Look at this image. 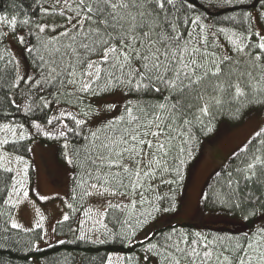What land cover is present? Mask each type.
Segmentation results:
<instances>
[{
  "label": "trees",
  "instance_id": "trees-1",
  "mask_svg": "<svg viewBox=\"0 0 264 264\" xmlns=\"http://www.w3.org/2000/svg\"><path fill=\"white\" fill-rule=\"evenodd\" d=\"M185 3L194 7L181 5V12L192 20L200 17L209 43L206 51L215 53L217 61L223 56L248 59L245 53L254 56L260 51L249 46L264 42L255 35L259 32L264 36V0H243V3L240 0H185ZM53 7L55 13H52ZM60 8L61 5H54L53 0H0V17L15 18L12 31H18L21 36L23 32L22 54L27 69L25 79L30 70L33 76L38 77L37 63L40 55L44 54L42 45L48 44L57 37V33L63 31L61 25H65L66 20L56 14ZM43 9H49V14ZM246 16L252 19H245ZM255 19L258 20V30ZM24 20L28 23H23ZM40 25L47 26L43 32L39 30ZM193 27L200 32V26ZM5 29L4 23H0V57L3 58L0 60V65H3V73L0 74V121L15 125L19 134L1 145L6 153V161L0 165V264H33L34 259L41 260V264H142L150 259L155 264H174L179 253L173 255V248L177 243L186 248L184 241H198V251L207 244L208 250L213 253V260L208 264H213L218 254L228 256L235 264L232 258L240 255L238 250L245 245V239L253 245L250 250L252 264H264L258 259L260 252L264 251V243L259 248L255 244L261 240L260 233L264 230V173L259 167L256 168L260 181L257 182L256 178L245 180L246 173L238 171L246 168L256 157L264 160V128L257 132L259 135L255 133L236 149L222 166L208 176L203 185V206L224 211L233 217L217 214L227 218L226 222L217 223V226L192 221L168 222L152 228L143 238L136 237L137 232L151 220L180 207L179 197L190 169L199 160L203 141L212 136L221 123H239L247 113L263 108L264 92L251 91L242 84L246 95L238 98L231 92H222L210 102L206 95L203 103L209 105L208 114L195 111L186 117L191 123L177 127L173 133L175 139L169 144L167 159L161 161V166L166 167L167 171L154 167L147 177L141 175L137 178L134 175L133 182L137 179L140 182L137 188L130 184L119 189L106 186L108 191L104 195H92H107V202L93 205L90 201L92 195L86 192L96 193V189L90 187L95 181L86 175L88 165L84 160L85 152L95 142L90 133H96L103 139L109 128L121 125L120 118L126 116V107L158 106L165 103L164 97L155 92L129 91L127 87L105 89L103 84L95 92L77 96L56 92L51 87L43 92L38 88L30 90L24 80L15 81L16 63L10 53ZM237 46L243 47L244 51L237 52ZM28 47H32L33 51H27ZM260 63H264V54ZM256 75L259 76V71ZM252 86L264 87V81L260 85L252 81ZM109 95L110 98H121L119 106L116 104L118 102H113L117 112L103 117L97 124H89L86 120L93 112L95 103ZM160 114L165 113L161 111ZM61 119H64L62 123ZM49 120L53 122L49 124ZM76 120L84 123L77 125ZM176 123L179 124V121ZM68 129H73L76 134ZM60 132L67 135L60 136ZM38 136L46 141H57L59 147L62 145L60 139L64 138L69 158L74 161V164H70L65 212L69 219L64 221L60 218L55 222L54 230L59 239L42 247L35 246V242L43 237L41 226L11 227L15 207L12 197H16L25 187L30 189L34 181L29 140ZM59 157H62L60 153ZM229 181H232L231 185ZM229 192L234 193V200L228 199ZM109 201L121 207L114 209L109 206ZM159 219L164 220V216ZM169 236L170 240L167 239ZM151 245H156V248ZM168 256H171V261ZM180 264H188V261L181 259Z\"/></svg>",
  "mask_w": 264,
  "mask_h": 264
},
{
  "label": "snow or ice",
  "instance_id": "snow-or-ice-1",
  "mask_svg": "<svg viewBox=\"0 0 264 264\" xmlns=\"http://www.w3.org/2000/svg\"><path fill=\"white\" fill-rule=\"evenodd\" d=\"M240 2L243 3V0ZM53 4L61 5L56 14L64 17L66 24L61 25L63 31L57 33L56 38L42 45L44 54L40 55L37 63L38 77L20 78L29 84L30 90L38 88L43 92L51 87L56 92L77 96L95 92L103 84L105 89L115 86L127 87L129 91L160 93L165 100L158 106L126 107V116L120 118L121 125L109 128L103 139L96 133H90L95 142L84 154L88 165L85 173L95 181L90 187L96 189V193L86 192L88 195H104L108 191L106 186L119 189L130 184L137 188L140 182L139 179L133 182V176L147 177L154 167L167 171L161 166V161L167 159L169 144L175 139L173 133L177 127L190 124L186 117L195 111L208 114L209 105L203 103L206 95L210 102L222 92H231L238 98L246 95L242 84L251 91L264 92V87L252 86V81L257 85L264 81V63H260L264 42L249 46L260 51L254 56L245 53L248 59L223 56L217 61L215 53L206 51L209 43L200 17L192 20L181 12V5L194 7L186 4L185 0H53ZM43 11L49 14V9ZM55 12L53 7L52 13ZM5 22L12 26L16 24L15 18L7 20L0 17V23ZM193 26H200V32H196ZM38 27L43 32L47 26ZM255 35L259 41H264L259 32ZM19 39L24 42V37ZM26 50L32 52L33 48ZM236 51L242 53L244 49L237 46ZM2 73L3 65H0ZM161 111L165 114L161 115ZM52 122L48 121L49 124ZM75 122L77 125L84 123L81 120ZM68 131L76 134L73 129ZM66 135V132H60V136ZM65 159L67 163L74 164L67 154ZM125 160L128 163H122ZM257 167L264 173V160L259 157L238 171L246 173L245 180L256 178L260 182ZM231 183L229 181V185ZM228 199L234 200L233 192L228 193ZM109 206L114 209L121 207L111 201ZM68 219V215L63 216L64 221ZM40 226L38 223L37 227ZM11 227L17 228L18 225ZM260 235L261 240L255 242L257 248L264 243V230ZM183 243L186 248L179 243L173 248V255L179 253L174 264H180L181 259H186L188 264H208L213 260V253L208 250L207 244L198 251V241ZM151 247L156 248V245ZM252 247L245 239V245L238 250L240 255L232 258L235 264H252ZM168 258L171 261V256ZM258 259L264 261V251L260 252ZM213 264H232V261L228 256L218 254Z\"/></svg>",
  "mask_w": 264,
  "mask_h": 264
},
{
  "label": "rangeland",
  "instance_id": "rangeland-1",
  "mask_svg": "<svg viewBox=\"0 0 264 264\" xmlns=\"http://www.w3.org/2000/svg\"><path fill=\"white\" fill-rule=\"evenodd\" d=\"M7 20H11L7 17ZM10 53L16 63L15 81L25 77L27 73L26 63L22 54V42L19 41L21 34L12 31V25L4 23ZM255 27L258 30V20L255 19ZM23 37V32H22ZM33 76L32 71L28 76ZM109 95L95 103L92 113L88 115L89 124H97L103 117L113 115L117 112L120 97ZM97 102V101H96ZM103 115V116H100ZM64 119H61V123ZM264 128V107L247 113L239 123L228 125L221 123L217 131L202 143L201 154L196 165L190 169L185 187L180 195V207L175 211L165 213L164 220L153 219L137 232V238H143L156 226L168 222H201L212 226L226 222L225 216L233 217L221 210L208 209L202 204V188L208 176L217 168L222 166L227 158L238 148L243 146L247 140ZM19 129L10 122L0 121V165H4L6 153L1 147L8 139L17 137ZM62 145L59 147L57 141H46L41 137H33L29 140V149L32 157L34 181L33 184L19 192L11 200L14 203L12 223L22 227L36 226L38 223L43 230V237L35 242L36 247H42L59 239L55 234V222L63 218L68 206V189L70 178V164L67 163L65 155L69 157L67 141L60 139ZM59 153L62 157H59ZM192 172V173H191ZM107 196V195H106ZM106 196L92 195L93 205H102L107 202ZM43 197L44 199H41ZM222 214L225 216H219ZM43 217V219H41ZM235 217V216H234ZM234 222V221H233ZM219 223V224H217ZM33 264H41V260L34 259ZM142 264H155L153 259Z\"/></svg>",
  "mask_w": 264,
  "mask_h": 264
}]
</instances>
